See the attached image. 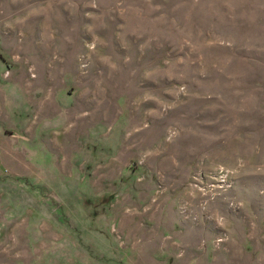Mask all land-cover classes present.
Masks as SVG:
<instances>
[{
	"label": "rangeland",
	"instance_id": "374dc122",
	"mask_svg": "<svg viewBox=\"0 0 264 264\" xmlns=\"http://www.w3.org/2000/svg\"><path fill=\"white\" fill-rule=\"evenodd\" d=\"M0 264H264V0H0Z\"/></svg>",
	"mask_w": 264,
	"mask_h": 264
},
{
	"label": "bare ground",
	"instance_id": "6f19581e",
	"mask_svg": "<svg viewBox=\"0 0 264 264\" xmlns=\"http://www.w3.org/2000/svg\"><path fill=\"white\" fill-rule=\"evenodd\" d=\"M44 103H46V102H44V101L42 100V104H41V108H42V109H44V107H45V104H44ZM42 106H43V107H42ZM79 107H81V105L78 106L77 108H79ZM81 108H82V107H81ZM49 110H50V109H49ZM45 111H46V110H45ZM76 111H77V109L75 108L74 113L69 114V115H71L70 117H72V115H74V114L76 113ZM74 129H75V127H74ZM74 129H73V130H74ZM76 129H77V128H76ZM68 131H69V133H66V136L70 138V134H71L72 130L70 129V130H68ZM60 135H62V133H61V134L59 133V136H60ZM67 139H68V138H67Z\"/></svg>",
	"mask_w": 264,
	"mask_h": 264
}]
</instances>
